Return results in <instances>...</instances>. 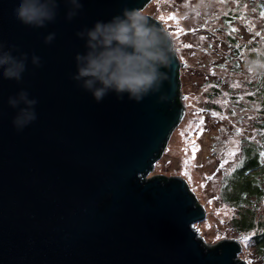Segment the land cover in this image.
Returning <instances> with one entry per match:
<instances>
[{
    "label": "water",
    "instance_id": "1",
    "mask_svg": "<svg viewBox=\"0 0 264 264\" xmlns=\"http://www.w3.org/2000/svg\"><path fill=\"white\" fill-rule=\"evenodd\" d=\"M149 1L80 0L68 20L67 0H57L55 20L35 28L15 18L20 0H0V45L28 55L20 81L0 69V264H247L239 239L203 244L194 223L205 209L185 179L147 177L184 114L176 53L139 101L110 92L97 102L72 79L86 52L76 33ZM20 91L37 103L18 131L24 106L7 101Z\"/></svg>",
    "mask_w": 264,
    "mask_h": 264
},
{
    "label": "rangeland",
    "instance_id": "2",
    "mask_svg": "<svg viewBox=\"0 0 264 264\" xmlns=\"http://www.w3.org/2000/svg\"><path fill=\"white\" fill-rule=\"evenodd\" d=\"M257 5L259 13L254 11ZM139 11L163 25L182 64L179 86L184 114L147 177L185 179L205 209V217L194 223L203 244L212 247L236 238L241 242L238 258L247 264H264V254L253 240L257 229L235 230L230 221L238 216V206L245 207L244 219L251 212L255 220L264 218V175L262 193L258 199L251 197V206H247L249 197L222 186L243 162L246 147L253 143L264 148V132L256 129L260 107L242 97L250 90V72L246 65L234 66L235 61L248 62L250 51H263L264 0H150ZM231 36L243 46L239 60L232 54ZM216 81L225 84L219 96L213 91ZM231 96L240 97L241 106ZM260 162L264 171V151Z\"/></svg>",
    "mask_w": 264,
    "mask_h": 264
},
{
    "label": "clouds",
    "instance_id": "3",
    "mask_svg": "<svg viewBox=\"0 0 264 264\" xmlns=\"http://www.w3.org/2000/svg\"><path fill=\"white\" fill-rule=\"evenodd\" d=\"M65 18L71 20L82 8L80 0H67ZM57 0H20L13 10L17 20L26 26L43 28L56 18ZM85 41L86 52L77 54L76 73L72 79L91 93L100 102L108 93H115L118 99L127 94L128 99L139 101L150 91L159 88L166 79V69L170 66L175 45L165 31L149 23L148 17L138 10L124 9L121 15L109 21H97L91 28L76 33ZM55 37L49 33L44 42L50 43ZM0 45V69L5 79L20 81L26 70L28 55L19 58ZM31 63L39 66V57L33 55ZM252 74L264 71V62L252 60L246 65ZM8 105L20 107L12 123L19 131L36 119L35 99L20 91L9 97Z\"/></svg>",
    "mask_w": 264,
    "mask_h": 264
},
{
    "label": "trees",
    "instance_id": "4",
    "mask_svg": "<svg viewBox=\"0 0 264 264\" xmlns=\"http://www.w3.org/2000/svg\"><path fill=\"white\" fill-rule=\"evenodd\" d=\"M254 11L259 13L260 5H257ZM229 40L231 45L233 46L232 54L235 56L236 60H239L237 58L240 57L241 50H243V46L238 45V41L235 40V37L233 36L229 37ZM249 47L250 45H248L247 48ZM252 52L253 51H250L248 54V62L256 59H259L261 62H264V48L260 54ZM248 62L235 61L234 66L235 68L239 69V66H245ZM248 76L250 79L248 81V87L250 90H247V93L243 92L242 97L246 98L248 102H256L260 107L259 115L261 117V120L259 123H256L258 125L256 129L264 132V71L257 72L256 74L250 73ZM224 86L225 84L223 81H216L213 87L214 93L219 96L222 92V87ZM227 93H230V95H232L233 91L229 89ZM231 98L233 101L240 100V97L231 96ZM237 106H241L240 101ZM257 149L260 151H264V148H261L258 145H254L253 143L252 145L250 144V146L246 147L243 154L244 160L241 165L237 168L234 173L227 177L226 181L222 182V186L224 185V188H232L235 193H238L240 191L244 196L249 197L250 201H247V206H251V197H256L258 199L260 194L262 193L260 189V182L264 175V171L259 168L260 164L262 165V163L260 162V151L258 152ZM224 200H226L227 203L232 204V200L229 196H225ZM237 208L238 216H234L230 220L233 228L239 231L247 229H257V232L253 236V240L256 244V248L258 249V251H260L259 253L264 254V218L255 220L251 212L247 219H244L242 212L244 211L245 207L238 206Z\"/></svg>",
    "mask_w": 264,
    "mask_h": 264
},
{
    "label": "snow or ice",
    "instance_id": "5",
    "mask_svg": "<svg viewBox=\"0 0 264 264\" xmlns=\"http://www.w3.org/2000/svg\"><path fill=\"white\" fill-rule=\"evenodd\" d=\"M262 15H264V13H262ZM187 47V46H186ZM217 238H219V237H217Z\"/></svg>",
    "mask_w": 264,
    "mask_h": 264
}]
</instances>
